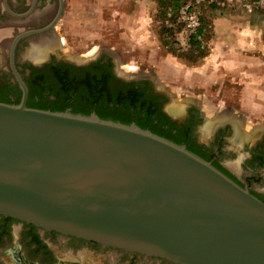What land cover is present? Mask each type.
Here are the masks:
<instances>
[{
	"label": "water",
	"instance_id": "1",
	"mask_svg": "<svg viewBox=\"0 0 264 264\" xmlns=\"http://www.w3.org/2000/svg\"><path fill=\"white\" fill-rule=\"evenodd\" d=\"M15 41L21 99L0 102V215L178 264H264L262 201L134 123L26 107Z\"/></svg>",
	"mask_w": 264,
	"mask_h": 264
},
{
	"label": "rangeland",
	"instance_id": "2",
	"mask_svg": "<svg viewBox=\"0 0 264 264\" xmlns=\"http://www.w3.org/2000/svg\"><path fill=\"white\" fill-rule=\"evenodd\" d=\"M167 5V0H65L51 34L65 59L83 62L104 52L119 76L151 79L167 97L164 109L177 105L183 115L189 104H196L204 121L214 122L217 112L227 108L235 118L248 120L247 129L264 126V7L246 12L229 5H196L201 35L195 49L194 39L187 44L178 10ZM248 29L254 36L238 35ZM235 55L243 64L240 73L222 65ZM198 137L207 140V130H199ZM233 159L226 165L238 172ZM257 189L264 192V186ZM16 256L23 264L49 261L19 231L0 235V264H13Z\"/></svg>",
	"mask_w": 264,
	"mask_h": 264
},
{
	"label": "flooded vegetation",
	"instance_id": "3",
	"mask_svg": "<svg viewBox=\"0 0 264 264\" xmlns=\"http://www.w3.org/2000/svg\"><path fill=\"white\" fill-rule=\"evenodd\" d=\"M64 1L0 0V26L10 20L30 21L29 24L18 29L7 44L0 48V90L10 87L15 92L17 90L21 92L9 64L10 46L15 38L12 49L13 67L27 88L25 103L28 99L29 83L41 90L42 87L56 88L59 84L56 74L60 73L68 74L73 89H76L79 80L96 81L94 83H98L101 93H103V79L107 84L105 86L111 92H115L114 88L120 89L114 85L116 79L129 83L136 87L141 97L151 105L154 123H162L163 129L171 126L170 134L177 138L176 141H182L181 145L187 150L210 162L264 203V192L257 189L264 186V126H249L247 129L245 123L248 120L241 117L237 119L227 112L231 109L223 108L217 113H222L226 117L215 121V127L207 133V140L201 139L198 137V132L203 130L206 115L196 104H189L181 117L172 118L163 107L167 100L166 95L155 87L153 81L149 78L125 79L119 76L111 56L107 53L99 52L83 62L65 59L60 55L51 34L55 23L61 17ZM37 38L50 40L52 45L47 47L44 56L36 59L28 58L26 54ZM74 78L76 81L73 80ZM47 99L51 100L52 97ZM233 121L237 122L238 131L247 135L238 144L232 141L236 130ZM241 150L242 153L239 152ZM231 156L234 157L233 161L238 167V172H233L228 164L226 165V160ZM14 230L23 234L36 252L49 260L47 264H178L164 258L40 229L0 215V235L7 236ZM16 258L17 261L11 258L13 264H23L20 256Z\"/></svg>",
	"mask_w": 264,
	"mask_h": 264
},
{
	"label": "trees",
	"instance_id": "4",
	"mask_svg": "<svg viewBox=\"0 0 264 264\" xmlns=\"http://www.w3.org/2000/svg\"><path fill=\"white\" fill-rule=\"evenodd\" d=\"M183 0H167V6L171 10H178ZM168 8V9H169ZM201 27L189 36L187 44L190 45L192 39L200 40ZM197 39V40H196ZM200 42L195 45L199 49ZM59 84L56 88L42 87L39 89L29 83L28 99L26 107L52 112H63L68 110L71 114L88 116L92 112L102 120L119 122L129 125L134 123L141 129L149 130L151 133L163 137L176 144H182V141H176L175 136L170 134L172 127L163 129L162 123L152 121V109L148 101L141 97L138 89L129 83L121 82L116 79L114 85L120 88H114L111 92L103 79V93H101L98 83L92 80H79L76 89L70 85L71 81L68 74H56ZM76 81V79H73ZM104 89L106 91H104ZM13 90V93H11ZM11 95V96H10ZM52 97L48 100L47 97ZM21 99V92L10 87L0 91V102L8 104H18ZM189 150V149H188ZM193 153V151H191ZM195 153V152H194Z\"/></svg>",
	"mask_w": 264,
	"mask_h": 264
},
{
	"label": "built area",
	"instance_id": "5",
	"mask_svg": "<svg viewBox=\"0 0 264 264\" xmlns=\"http://www.w3.org/2000/svg\"><path fill=\"white\" fill-rule=\"evenodd\" d=\"M200 3L229 5L251 12L253 8L264 7V0H184L178 8V19L182 24V29L189 38L200 28L199 12L196 5Z\"/></svg>",
	"mask_w": 264,
	"mask_h": 264
},
{
	"label": "bare ground",
	"instance_id": "6",
	"mask_svg": "<svg viewBox=\"0 0 264 264\" xmlns=\"http://www.w3.org/2000/svg\"><path fill=\"white\" fill-rule=\"evenodd\" d=\"M30 21H27V22H18V21H14V20H10L4 24H2L0 26V48H3L8 40L11 38V36L20 28L26 26L27 24H29ZM52 45V41L50 40H45L43 38H40L38 40H36L32 45L31 47L29 48L28 52H27V57L28 58H31V59H36V58H39V57H42L44 56L45 52H46V49L48 46H51ZM57 45V44H56ZM59 48V47H58ZM171 114H179L181 112V109L179 106L177 105H174V106H171L169 107V110H168ZM208 112V111H207ZM213 112V111H212ZM222 116V117H221ZM225 116H223V114H220L219 118H223ZM214 121V119H213ZM216 121V120H215ZM211 122V121H207L204 125V130L206 129L207 130V133H209V130H210V127L214 124H216V122ZM236 123L235 122V127H236V130H235V135H234V138L232 139V141L236 144H238L241 140H243L244 137H247V135L245 136V134L241 133L240 131H238V128L236 126ZM239 126V125H238ZM235 163V162H234ZM232 163V164H234ZM231 164V165H232ZM234 166H236V163L234 164ZM233 166V167H234Z\"/></svg>",
	"mask_w": 264,
	"mask_h": 264
},
{
	"label": "crops",
	"instance_id": "7",
	"mask_svg": "<svg viewBox=\"0 0 264 264\" xmlns=\"http://www.w3.org/2000/svg\"><path fill=\"white\" fill-rule=\"evenodd\" d=\"M264 22V20H262L261 21V23H260V26L262 27V23ZM215 27V26H214ZM261 27H259V28H261ZM215 29H216V27H215ZM254 30H250V29H248V30H244L243 32H241V33H238V35H240V37L241 36H245V35H253L254 36ZM246 37V36H245ZM210 56V55H209ZM211 56H212V54H211ZM235 58L233 59V60H224L223 62H222V65L223 66H225V68L227 69V70H229V71H231L232 73H240V71H242V70H244L243 69V64H242V62H240L239 61V59H237V56L235 55L234 56ZM251 59L252 58H254V57H251V56H249ZM244 61V60H243ZM250 61H252V60H250ZM252 70V71H251ZM251 70H247L248 72H253V69H251ZM246 72V71H245ZM243 79V78H242ZM247 78H245L244 80H246Z\"/></svg>",
	"mask_w": 264,
	"mask_h": 264
}]
</instances>
